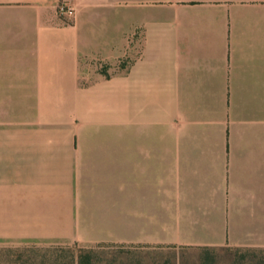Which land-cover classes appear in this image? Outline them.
<instances>
[{"label": "crops", "instance_id": "obj_1", "mask_svg": "<svg viewBox=\"0 0 264 264\" xmlns=\"http://www.w3.org/2000/svg\"><path fill=\"white\" fill-rule=\"evenodd\" d=\"M0 101V244L264 249V0H0Z\"/></svg>", "mask_w": 264, "mask_h": 264}, {"label": "rangeland", "instance_id": "obj_2", "mask_svg": "<svg viewBox=\"0 0 264 264\" xmlns=\"http://www.w3.org/2000/svg\"><path fill=\"white\" fill-rule=\"evenodd\" d=\"M109 66L102 64L101 72L108 74ZM10 123V101H0V125ZM90 135V134H89ZM100 139H118L117 129L98 133ZM86 138V136H85ZM178 244H128L102 240L90 244L80 239L72 244L34 245L0 244V264H57L70 259L79 248H94L102 264H264V249L211 247Z\"/></svg>", "mask_w": 264, "mask_h": 264}, {"label": "trees", "instance_id": "obj_3", "mask_svg": "<svg viewBox=\"0 0 264 264\" xmlns=\"http://www.w3.org/2000/svg\"><path fill=\"white\" fill-rule=\"evenodd\" d=\"M201 248L202 250H208L211 248V246H202ZM102 260L103 259L98 256L97 250H95L94 248H79L74 253H72L70 259H64L63 261L57 264H102ZM41 261V264H51L47 263V260L44 261V259H42ZM107 264L114 263L108 262Z\"/></svg>", "mask_w": 264, "mask_h": 264}, {"label": "built area", "instance_id": "obj_4", "mask_svg": "<svg viewBox=\"0 0 264 264\" xmlns=\"http://www.w3.org/2000/svg\"><path fill=\"white\" fill-rule=\"evenodd\" d=\"M73 13V8L65 3V2H60V4L58 5V14L60 16H70Z\"/></svg>", "mask_w": 264, "mask_h": 264}]
</instances>
